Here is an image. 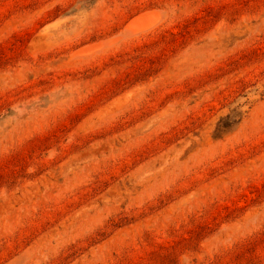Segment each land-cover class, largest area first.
Wrapping results in <instances>:
<instances>
[{"label": "rangeland", "instance_id": "374dc122", "mask_svg": "<svg viewBox=\"0 0 264 264\" xmlns=\"http://www.w3.org/2000/svg\"><path fill=\"white\" fill-rule=\"evenodd\" d=\"M0 264H264V0H0Z\"/></svg>", "mask_w": 264, "mask_h": 264}, {"label": "bare ground", "instance_id": "6f19581e", "mask_svg": "<svg viewBox=\"0 0 264 264\" xmlns=\"http://www.w3.org/2000/svg\"><path fill=\"white\" fill-rule=\"evenodd\" d=\"M158 21V16L152 12L139 13L132 17L130 20H128V22L125 24L124 29L125 32L128 34H136L153 27ZM98 47H102V45L84 46L83 48H80L77 52L79 54L87 55L88 53L93 52L95 49H98Z\"/></svg>", "mask_w": 264, "mask_h": 264}]
</instances>
